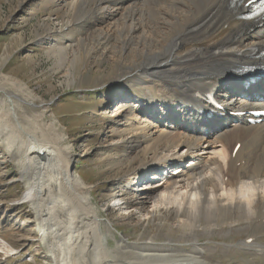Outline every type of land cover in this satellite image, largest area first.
Masks as SVG:
<instances>
[{
    "label": "bare ground",
    "instance_id": "bare-ground-1",
    "mask_svg": "<svg viewBox=\"0 0 264 264\" xmlns=\"http://www.w3.org/2000/svg\"><path fill=\"white\" fill-rule=\"evenodd\" d=\"M250 4H66L69 17L106 22L91 36L112 38L119 50L135 49L133 58L142 65L132 82L141 92L134 108L118 120L121 126L113 131L112 142L131 149L123 159L131 164L126 176L134 177L132 183L149 171L159 181L133 189L139 201L128 202L127 209L136 207L146 220L159 210L172 213L178 238L124 237L111 245L109 227L115 220L103 222L89 185L73 171L74 159L62 145L57 121L30 115L23 104L38 106L35 95L21 80L0 74V143L26 181L27 191L18 201L29 202L34 237L47 249L50 264H264V123L249 125L251 116L242 115L264 109V78L246 88L241 70L264 67V20L244 17ZM213 92L223 116L208 118L201 111L213 106L202 97ZM4 245L16 250L0 234V252Z\"/></svg>",
    "mask_w": 264,
    "mask_h": 264
},
{
    "label": "rangeland",
    "instance_id": "rangeland-1",
    "mask_svg": "<svg viewBox=\"0 0 264 264\" xmlns=\"http://www.w3.org/2000/svg\"><path fill=\"white\" fill-rule=\"evenodd\" d=\"M70 1L0 0V61L7 57L0 74L21 80L35 95L38 106L23 104L30 115L42 114V122L57 121L62 145L74 159L73 171L89 185L103 222L115 220L109 227L111 245L124 237L130 241L178 238L181 232L172 213L159 210L146 220L136 207L127 209L128 202L139 201L128 188L131 177L126 172L131 164L123 159L131 149L112 142L113 131L120 129L119 122L134 108L140 93H135L139 87L132 81L142 64L133 58L135 49L119 50L114 39L91 36V31L105 26L100 18L101 22L69 17L66 4ZM64 47L68 52L60 51ZM122 101L127 106H120ZM20 114L26 118L23 110ZM19 172L0 143V234L19 253H5L4 245L8 259L3 264H50L47 249L34 237L29 202L16 205L27 191ZM146 186L143 181L138 187Z\"/></svg>",
    "mask_w": 264,
    "mask_h": 264
}]
</instances>
